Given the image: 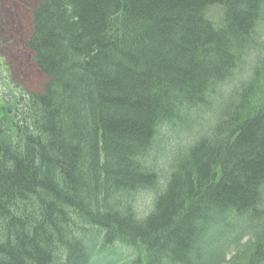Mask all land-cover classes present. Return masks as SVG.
Returning <instances> with one entry per match:
<instances>
[{"label":"trees","instance_id":"1","mask_svg":"<svg viewBox=\"0 0 264 264\" xmlns=\"http://www.w3.org/2000/svg\"><path fill=\"white\" fill-rule=\"evenodd\" d=\"M29 13L41 84L0 103V264H264V47L234 83L264 0H36ZM203 111L212 127L159 188L162 130Z\"/></svg>","mask_w":264,"mask_h":264},{"label":"rangeland","instance_id":"2","mask_svg":"<svg viewBox=\"0 0 264 264\" xmlns=\"http://www.w3.org/2000/svg\"><path fill=\"white\" fill-rule=\"evenodd\" d=\"M35 3L36 0H0V103L6 102L4 99L10 97L13 89L14 95H17L22 90L33 92L40 88L41 77L33 67L30 53L23 48L30 25L29 12ZM222 13L220 7H211L207 10L206 17L211 22L219 24ZM263 47L264 26H261L254 46L243 59V64L234 83L244 82L249 78L256 57L263 54ZM226 91H230V87H227ZM224 103L225 101L221 100L214 101L212 110L216 111V108ZM214 111L200 113L196 119V127L185 128L187 131H182L179 128L162 130L164 139L160 142L161 144L159 143L160 152L155 160V168L159 174V188H162L165 183L172 157L179 151H185L198 136L209 132L214 117L217 115V112ZM152 196V192H144L138 197L142 213L147 211ZM136 255L137 250L127 253V261Z\"/></svg>","mask_w":264,"mask_h":264}]
</instances>
